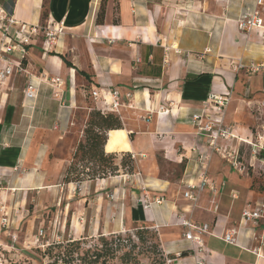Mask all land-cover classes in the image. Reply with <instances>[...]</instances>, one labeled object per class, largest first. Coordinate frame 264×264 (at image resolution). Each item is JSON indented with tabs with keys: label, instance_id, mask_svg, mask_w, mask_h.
<instances>
[{
	"label": "crops",
	"instance_id": "0c3cea01",
	"mask_svg": "<svg viewBox=\"0 0 264 264\" xmlns=\"http://www.w3.org/2000/svg\"><path fill=\"white\" fill-rule=\"evenodd\" d=\"M0 5L23 24H64L46 50L41 33L32 39L25 73L14 74L2 88L0 219L7 215L12 229L20 215L27 217L24 206L32 199L26 222L59 213L68 242L134 227L154 229L170 264H194L181 217L207 224L218 236L238 229L245 208L234 203L232 168L212 154L190 118L210 94L229 93L224 125L246 143L218 145L240 153L241 145L249 148L263 135L264 67L255 73L236 67L239 61L264 66L262 30L245 34L236 24L255 8V0H0ZM259 12L264 22V4ZM57 78L62 84L52 89L48 81ZM29 81L38 88L34 101L24 98ZM108 90L118 91L123 104L112 114L120 129L109 130L102 147L115 175L63 182L77 146L59 158V143L77 113L87 122L102 107L91 92ZM199 156H207V176L217 190L205 189L192 205L183 193L188 182L199 181ZM131 158L133 173H124L120 168ZM161 162L181 167L180 175L163 170ZM143 195L164 201L144 210L138 203ZM238 231L236 246L205 237L204 264H264V257L251 253L256 244L249 226Z\"/></svg>",
	"mask_w": 264,
	"mask_h": 264
},
{
	"label": "built area",
	"instance_id": "2783aa9c",
	"mask_svg": "<svg viewBox=\"0 0 264 264\" xmlns=\"http://www.w3.org/2000/svg\"><path fill=\"white\" fill-rule=\"evenodd\" d=\"M263 4L264 0H255V8L237 19L236 24L239 31L249 34L253 30H262L260 37L264 39V22L259 12V8ZM63 31V22L53 23L48 21L43 27L18 22L6 8L0 5V103L4 85L14 74L25 73L23 61L27 53V47L31 44L32 39L41 33L43 37V49L46 50L63 34ZM236 67L237 69H246L249 73H255L264 66L253 63L245 65L242 61H239ZM61 84L58 78L48 81V85L52 89L55 86L56 88L60 87ZM37 92V85L29 81L23 91L25 100L34 101L37 97ZM54 96L57 97L58 92L54 93ZM91 97L94 100L101 101L102 107L99 109V112L103 115L118 113L119 109L123 106L120 95L116 90L92 91ZM126 98H130V94H126ZM229 101V93L226 95L210 94L203 103L202 109L194 112L190 119L193 126L197 129V133L205 135L207 147L212 154H218L233 170L241 174L245 168L240 160L239 150L221 148L218 145L219 141L231 140H240L246 143V141L237 138L231 127L224 125V114ZM249 146L254 156L264 153V129L263 135H258L256 142L249 143ZM207 160V156H199L200 171L197 172L199 173V181L196 184L188 182L186 185L187 189L183 193L184 199L192 205L197 203L200 194L205 189H208L211 193H215L217 190L214 183L207 176ZM163 201L162 197L151 199L147 195H143L139 198L138 203L146 210L153 204H162ZM181 219V226L185 229L183 238L189 243L188 252L193 258L194 264H204L202 254L204 252L205 237L210 236L227 245L236 246L238 229L244 226H249L251 239L256 244L251 253L256 258L264 257V250L262 249L264 246V205L245 208L240 214L238 229L227 230L219 236L215 235L207 224H197L182 217ZM8 224V219L4 215L0 219V226L7 227ZM180 255L181 253L177 254V256ZM170 263V259L165 258V264Z\"/></svg>",
	"mask_w": 264,
	"mask_h": 264
},
{
	"label": "rangeland",
	"instance_id": "374dc122",
	"mask_svg": "<svg viewBox=\"0 0 264 264\" xmlns=\"http://www.w3.org/2000/svg\"><path fill=\"white\" fill-rule=\"evenodd\" d=\"M88 121L81 113H77L73 117V125L70 134L59 143L61 153L59 158L66 157L67 151L71 147H76L73 152L72 161L70 163L68 175L62 177L63 182H78L83 180H91L94 178H108L109 175L115 174L111 170V166L105 161L96 158H90L84 149H78V145H85V131L87 130ZM262 131V130H261ZM79 141V142H78ZM240 160L244 165L243 173L231 169L233 177V189L236 191L237 198L234 200L235 206L238 208L257 207L264 205V157L254 156L251 147L246 148L244 145L240 147ZM262 156H264V153ZM96 159V160H95ZM111 163L112 161L109 160ZM180 166V165H179ZM163 170L172 172L179 176L181 167H177L171 163L161 162ZM121 170V169H120ZM122 171V170H121ZM66 178V179H65ZM232 200V199H231ZM27 217L20 215V220L11 229V224L7 227L0 226V264H159V250L155 249L158 245L155 237L157 231L148 230L138 243L118 251H113L108 246H103L98 238H89L78 242L79 245L71 246L63 235L65 227L59 213L52 215L47 213L34 219H31L34 205L33 200L29 199L24 206ZM4 217V216H3ZM1 217V219L3 218ZM7 217V215H6ZM8 218V217H7ZM17 219V218H16ZM17 221V220H16ZM136 229L129 233H124L125 237L133 236ZM140 232L145 229L138 227ZM113 236H108L107 240ZM28 240V241H27ZM147 242V243H146ZM52 244H60L58 246L49 247ZM76 244V243H74ZM94 254L100 256L94 259ZM81 256L83 258L81 259ZM79 258L81 261H79ZM81 262V263H80Z\"/></svg>",
	"mask_w": 264,
	"mask_h": 264
},
{
	"label": "trees",
	"instance_id": "16d2710c",
	"mask_svg": "<svg viewBox=\"0 0 264 264\" xmlns=\"http://www.w3.org/2000/svg\"><path fill=\"white\" fill-rule=\"evenodd\" d=\"M3 7L6 8L5 6H3ZM112 114L113 113H107V114L103 115L99 111L93 112L90 114L89 119H88V124H87V130L85 131V135H86L85 145H83V144L78 145V147H79L78 149H84L87 152V154H89L90 158H96V159H99L100 161H105L107 165L111 166L110 168H111L112 172L115 173L114 171L117 169H115V167L113 166V161L111 160L112 157L107 158L104 156V154L102 152V147L106 142V137H107L106 133L109 130L120 129L119 120L116 117H114ZM110 132H112V131H110ZM259 156L262 157L261 153L259 154ZM109 160L112 162L110 163ZM131 162H132V158L129 162L124 163L120 169L124 173H127V174L133 173V168H132ZM148 230L149 229H145V232H140L142 230L136 229V233L130 237H125L124 234H116V235H112L113 237H111L110 240H107V237H99L98 239L101 240L104 247L108 246L113 251L116 252L118 250H121L122 248H127V247H131L134 245L137 246L138 243L140 242L141 238L146 233H148L147 232ZM150 230H152V229H150ZM155 239L158 243V245H155L154 247L156 250L157 249L159 250V257H160L159 258V262H160L159 264H165V258H167V257L164 255V253L161 249V245H160L159 238H158V233L156 234ZM78 242H80V241H72V242H68V243L72 244L71 246H75V245H79ZM74 243H76V244H74ZM58 245H60V244H52L49 247H54V246H58ZM94 255H95L94 256L95 260L100 257L97 254H94ZM182 255H183V253H181L180 256H182ZM170 257L172 258L173 256H170ZM82 258H83V256H81V259ZM81 259L79 258V261H81Z\"/></svg>",
	"mask_w": 264,
	"mask_h": 264
}]
</instances>
